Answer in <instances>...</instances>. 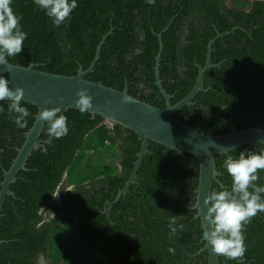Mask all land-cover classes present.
Instances as JSON below:
<instances>
[{
  "label": "trees",
  "instance_id": "trees-1",
  "mask_svg": "<svg viewBox=\"0 0 264 264\" xmlns=\"http://www.w3.org/2000/svg\"><path fill=\"white\" fill-rule=\"evenodd\" d=\"M77 5L70 20L57 28L34 0H12L27 38L22 52L8 61L28 66L34 60L39 70L76 75L80 67L91 65L107 35L86 78L120 90L127 86L131 95L164 107L166 99L156 84L159 34L164 42L161 79L173 104L194 88L199 65L205 66L208 45L216 38L212 62L217 65L206 72L205 90L175 116L211 135L229 133L233 125L264 128V0H237L235 6L226 0H155L152 5L147 0H77ZM9 103L0 101V183L38 112L34 104L21 101L31 115L27 127L18 128L8 113ZM63 109L69 134L44 146L46 151L40 147L32 152L11 185L14 194L4 202L0 264H34L40 253L53 264H208V251H202L203 224L194 207L198 157L149 140L137 182L109 217L106 202L130 178L140 137L121 124L103 123L100 115ZM240 152L264 153L244 145L216 154L220 181H214L212 192L231 189L224 161ZM115 161L122 164V174ZM66 170L75 187L63 195L62 206L50 204ZM258 175L257 186H264V170ZM51 212L56 213L53 218ZM172 216L183 225L175 236L169 230ZM244 235L243 261L220 256V264H264V213L245 226Z\"/></svg>",
  "mask_w": 264,
  "mask_h": 264
},
{
  "label": "water",
  "instance_id": "water-1",
  "mask_svg": "<svg viewBox=\"0 0 264 264\" xmlns=\"http://www.w3.org/2000/svg\"><path fill=\"white\" fill-rule=\"evenodd\" d=\"M222 35L223 33H219L218 37ZM106 37L107 35L99 44L91 65L87 69L80 67L76 75L39 70L36 68L37 63L34 60L28 66L14 64L9 61L8 65H0V75L9 80V87L12 89L16 87L23 88L22 101L34 104L38 108L36 119L33 126L27 131L24 144L18 148L17 157L11 167L5 171V178L0 183V215L7 196L14 194L11 190L12 183L17 180L20 170L26 169L27 161L32 152L41 146L40 136L46 123L37 119L40 111L45 107L54 106H62L65 109H78L74 103L78 98L76 93L79 89L84 88L88 90V94L92 97L93 107L88 112L93 116H102L106 124H121L135 131L141 140V150L130 178L116 200L109 203V205L112 206L120 200L128 192L131 184L136 182L138 170L149 150V140H153L174 148L183 155L189 152L198 157L200 162L199 188L194 207L198 210L197 217L201 219L203 229L205 230V227L210 228L208 222L204 220L207 211L204 199L212 192L214 181H220L218 178L220 172L217 170L215 155L229 152L244 145H249L257 151L264 152V149L258 145L259 143L264 145V128L261 126L239 129L233 125L232 131L229 133L211 135L192 128L175 116L178 110L186 104H191L193 98L200 91L205 90L206 72L217 65L212 62V50L216 38L212 39L208 45L205 66L199 65V76L194 88L187 96L173 104L172 95L167 92L161 79L160 66L164 42L162 34H159L160 50L156 62V84L166 99V105L158 107L131 95L127 86L124 90H120L86 78V75L94 70L100 58ZM125 97L127 102H125ZM205 250L208 251V264H220V256L212 251L211 245L207 241L202 248V251Z\"/></svg>",
  "mask_w": 264,
  "mask_h": 264
},
{
  "label": "clouds",
  "instance_id": "clouds-1",
  "mask_svg": "<svg viewBox=\"0 0 264 264\" xmlns=\"http://www.w3.org/2000/svg\"><path fill=\"white\" fill-rule=\"evenodd\" d=\"M147 3L152 5L155 0H147ZM11 4L12 0H0V65H8V57H16L21 53L27 38V33L22 30V17L15 13ZM34 4L45 11L57 28L66 24L73 10L78 7L77 0H34ZM23 96V88H10L9 80L0 75V101H10L7 110L13 115L18 128H26V118L31 115L21 105ZM76 96L78 98L74 103L82 114L93 107L92 97L87 89H79ZM124 99L127 102V98ZM3 112L4 109L0 107V113ZM63 112L62 106L45 107L40 111L37 119L48 125L47 139L41 143L42 150L46 151L44 146H53L54 140L69 134L68 118ZM224 166L231 177V189L213 191L205 197L207 211L204 220L210 228L205 227L203 239L211 245L215 254L242 262L247 251L245 226L258 213H264V186L256 184L259 171L264 170V153L240 152L238 158L227 156ZM169 230L172 236L178 230L183 231V225L177 224L176 216L170 218Z\"/></svg>",
  "mask_w": 264,
  "mask_h": 264
},
{
  "label": "flooded vegetation",
  "instance_id": "flooded-vegetation-1",
  "mask_svg": "<svg viewBox=\"0 0 264 264\" xmlns=\"http://www.w3.org/2000/svg\"><path fill=\"white\" fill-rule=\"evenodd\" d=\"M253 1V0H252ZM252 1H250V3L252 2ZM226 3L228 4V5H230L229 4V2H228V0H226ZM232 6V5H231ZM250 7H248V9H249ZM103 123H105L104 121H103ZM27 135V134H26ZM40 143H42V140H40ZM24 144V143H23ZM41 147V146H40ZM18 148H20V147H18ZM39 149V148H38ZM18 155V154H17ZM32 155V154H31ZM30 155V156H31ZM17 157V156H16ZM15 160V159H14ZM114 160H112V162H113ZM28 162V161H27ZM117 164H118V166H119V172L122 174V172H123V166H122V164H120V163H118L117 161H115ZM12 165V164H11ZM11 167V166H10ZM8 170V169H7ZM21 171V170H20ZM19 174V173H18ZM138 175V174H137ZM17 177H18V175H17ZM101 177H104V175H102ZM67 178H68V170H66V172H65V175H64V178H63V181L60 183V186H59V189L61 188V185H62V187H64L63 188V190L61 191V194L60 195H58L57 196V192H56V194H55V197H54V199L52 200V202L50 203V204H54V203H57L58 205H60V206H62V200H63V195L66 193V192H68L69 190H71L72 188H74L75 187V185L74 184H70V183H68V181H67ZM137 182V181H136ZM127 183V182H126ZM135 183V182H134ZM110 183H108V185H109ZM111 185H113V186H116V182H113ZM126 185V184H125ZM99 187H100V185H99ZM125 187V186H124ZM123 187V188H124ZM123 188H121V190L123 189ZM58 189V190H59ZM120 190V191H121ZM130 190V189H129ZM128 190V191H129ZM120 191H119V193H120ZM119 193L117 194V196L119 195ZM126 193H128V192H126ZM125 193V194H126ZM117 196H116V198H117ZM124 196V195H123ZM122 196V197H123ZM121 197V198H122ZM116 198L113 200V201H107L106 202V205H108V207H107V211H108V213H109V217H111L110 216V212H111V210L115 207L116 208V206H117V204L119 203V201L121 200V198H120V200H118L114 205H112V206H110L109 205V203H111V202H114L115 200H116ZM121 211H123V209H121ZM118 214H121V212H119ZM56 215V213L55 212H51V215H50V217L51 218H53L54 216ZM49 218H46L45 220H48ZM110 220H111V223H112V226H113V228L115 227V222L112 220V218H110ZM43 224V223H42ZM112 228V229H113ZM127 250V249H126ZM34 260V264H53V263H51L50 262V260H49V258L47 257V255H45L44 253H40L39 255H37V256H35V258L33 259ZM127 263V262H126ZM125 263V264H126Z\"/></svg>",
  "mask_w": 264,
  "mask_h": 264
},
{
  "label": "rangeland",
  "instance_id": "rangeland-1",
  "mask_svg": "<svg viewBox=\"0 0 264 264\" xmlns=\"http://www.w3.org/2000/svg\"><path fill=\"white\" fill-rule=\"evenodd\" d=\"M237 0H228L229 4L232 5V6H235V3H236ZM246 3H250V1L252 0H242ZM64 187H62L61 185V188L57 191V196L61 194V191L63 190Z\"/></svg>",
  "mask_w": 264,
  "mask_h": 264
}]
</instances>
